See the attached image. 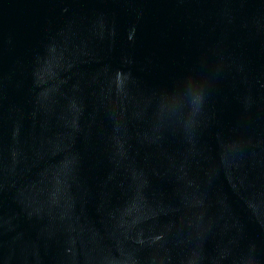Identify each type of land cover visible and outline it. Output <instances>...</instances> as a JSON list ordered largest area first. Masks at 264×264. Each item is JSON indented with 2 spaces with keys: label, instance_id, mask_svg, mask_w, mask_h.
Listing matches in <instances>:
<instances>
[{
  "label": "water",
  "instance_id": "obj_1",
  "mask_svg": "<svg viewBox=\"0 0 264 264\" xmlns=\"http://www.w3.org/2000/svg\"><path fill=\"white\" fill-rule=\"evenodd\" d=\"M0 264H264V0H0Z\"/></svg>",
  "mask_w": 264,
  "mask_h": 264
}]
</instances>
